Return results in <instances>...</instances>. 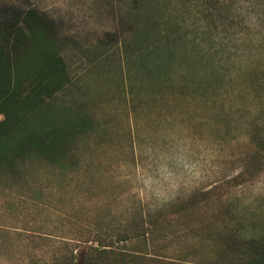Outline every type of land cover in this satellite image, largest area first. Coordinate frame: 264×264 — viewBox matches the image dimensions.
<instances>
[{
  "label": "trees",
  "instance_id": "16d2710c",
  "mask_svg": "<svg viewBox=\"0 0 264 264\" xmlns=\"http://www.w3.org/2000/svg\"><path fill=\"white\" fill-rule=\"evenodd\" d=\"M132 1L117 10L127 30L118 23L114 31L132 100L131 134L139 137L141 113L181 134L204 130L213 144L230 143L223 160L239 171L223 176L226 190L216 180L148 209L124 182L80 181L92 176L94 125L80 108L55 101L70 81L58 26L36 7L0 6V202L8 213L31 211L40 229L16 233L8 247L1 228L0 264H195L181 250L196 237L221 238L217 222L235 198L230 191L261 176L264 39L172 21L159 0ZM70 197L83 211H65ZM102 197L105 212L85 210ZM202 209L207 215L197 214Z\"/></svg>",
  "mask_w": 264,
  "mask_h": 264
},
{
  "label": "rangeland",
  "instance_id": "374dc122",
  "mask_svg": "<svg viewBox=\"0 0 264 264\" xmlns=\"http://www.w3.org/2000/svg\"><path fill=\"white\" fill-rule=\"evenodd\" d=\"M132 2L0 0V6L36 7L58 26L59 46L70 81L57 93L55 101L80 108L94 125L87 143V148L93 151V160L87 161L92 176L80 181L101 187L124 182L134 192L130 196L139 198L145 209L185 197L216 180L225 189L227 177L223 176L239 171L223 160L230 143L215 145L204 130L191 135L182 131L185 136L167 122L152 120L142 113L138 119L139 137L131 134L134 113L128 101L132 100L125 90L124 58L114 31L118 23L127 30V19L117 13ZM159 3L171 14L172 21H200L196 24H207L217 34L264 39V0H159ZM120 33L125 35L126 31ZM65 180L58 178L56 182L64 187ZM230 192L235 198L226 200L224 208L228 210L217 222L224 229L222 237L214 240L196 237L191 248L181 250L188 262L235 264L250 259L252 264H264V170L259 179L236 185ZM67 198L66 212L73 207L83 211L74 198ZM4 206L1 201L0 229L9 232L8 247L16 233L40 230L33 223L31 211L18 210L17 215L15 211L8 213ZM85 210L105 212L103 197ZM207 212L202 209L197 214ZM50 229L57 230L53 224ZM234 237L237 243L231 242ZM248 245L253 251L247 254L251 250Z\"/></svg>",
  "mask_w": 264,
  "mask_h": 264
}]
</instances>
